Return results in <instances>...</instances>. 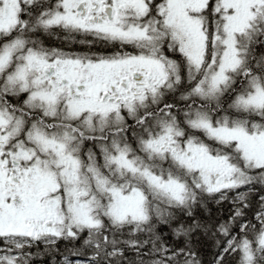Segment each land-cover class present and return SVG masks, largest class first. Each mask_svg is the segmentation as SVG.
<instances>
[{
    "label": "snow or ice",
    "instance_id": "6c2138e0",
    "mask_svg": "<svg viewBox=\"0 0 264 264\" xmlns=\"http://www.w3.org/2000/svg\"><path fill=\"white\" fill-rule=\"evenodd\" d=\"M37 260L264 264V0H0V264Z\"/></svg>",
    "mask_w": 264,
    "mask_h": 264
},
{
    "label": "trees",
    "instance_id": "16d2710c",
    "mask_svg": "<svg viewBox=\"0 0 264 264\" xmlns=\"http://www.w3.org/2000/svg\"><path fill=\"white\" fill-rule=\"evenodd\" d=\"M210 207L212 208V211H213V212H216V208H215V206H210ZM203 254H204V256H205V260L207 261V259L209 258V255H210V253H209L207 247L204 248V250H203ZM36 264H41V261L37 260Z\"/></svg>",
    "mask_w": 264,
    "mask_h": 264
}]
</instances>
